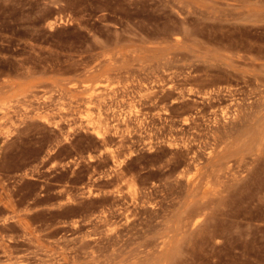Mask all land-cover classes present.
<instances>
[{
    "label": "rangeland",
    "instance_id": "obj_1",
    "mask_svg": "<svg viewBox=\"0 0 264 264\" xmlns=\"http://www.w3.org/2000/svg\"><path fill=\"white\" fill-rule=\"evenodd\" d=\"M0 264H264V0H0Z\"/></svg>",
    "mask_w": 264,
    "mask_h": 264
},
{
    "label": "bare ground",
    "instance_id": "obj_2",
    "mask_svg": "<svg viewBox=\"0 0 264 264\" xmlns=\"http://www.w3.org/2000/svg\"><path fill=\"white\" fill-rule=\"evenodd\" d=\"M107 122H108V121H107ZM100 123H102V122H100ZM103 124H104V123H103ZM103 124H102V125H103ZM97 126H100V125H97ZM102 127H103V126H102ZM102 127H101V128H102Z\"/></svg>",
    "mask_w": 264,
    "mask_h": 264
}]
</instances>
